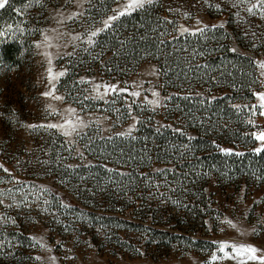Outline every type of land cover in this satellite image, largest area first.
<instances>
[{"label":"rangeland","instance_id":"obj_1","mask_svg":"<svg viewBox=\"0 0 264 264\" xmlns=\"http://www.w3.org/2000/svg\"><path fill=\"white\" fill-rule=\"evenodd\" d=\"M92 2L30 0L19 7V15L3 31V35H15L29 28L30 35L37 29L40 33L33 37V56L26 51L22 64L11 66L0 57V165L3 166L0 168V264H241V257H224L218 250L220 242L251 245L259 250L258 256L264 255V198L257 185L251 186L245 194L244 190L221 187L218 180L211 179L212 198L215 206L223 212L219 231L208 237L217 245L212 251L198 252L180 244L165 245L152 241L159 234L156 231L167 228L164 223H146L137 230H117L82 211L75 210L77 215H73L72 209L77 203L75 184L87 177V174L81 175L83 178L73 175L74 168L101 164L123 172L129 170L126 166L114 165L89 154L85 148L89 141H83L84 134L90 132L88 138L93 139L98 135L109 138L141 136L138 135V126L142 115L147 134L141 138H154L149 135L153 133L151 129L164 134L166 123V96L162 89L161 70L154 60L144 61L126 77L84 75L86 95L98 102L96 109L79 106L59 89L60 78L66 73V66L59 62V58L72 53L80 42H86L92 31L103 29L104 22L128 0H115L106 15L88 26L79 20ZM168 3L179 15V33L181 28L198 32V29L223 25L233 33L232 48L254 57L260 79L255 100L234 102L235 118L240 121L236 127L238 133L220 129L216 138L225 140L218 143L220 150L244 152L246 146L250 150L259 147L260 142L253 139V133L264 131V115H260L262 109L256 95L264 93V68L259 67L264 63V15L259 9H253L254 14L248 11L257 0H168ZM42 4L47 5L43 17ZM24 20L29 21L27 25L21 24ZM238 35L244 40L243 46L236 39ZM49 68L54 76L61 72L64 75L50 82ZM53 84V96L43 95ZM96 85L101 86L98 92ZM104 85L116 86L117 92L105 95ZM123 89L126 91H121ZM198 90L206 91L204 88ZM133 91L140 95H129ZM213 91L223 92L218 87ZM153 92L159 96H153ZM150 101H158V106ZM69 119L82 121L70 136L64 135V129L28 127L64 124ZM245 119L253 122L247 130L242 129ZM129 129H132L131 135H128ZM178 129L192 133L185 128ZM57 132L63 135L67 145ZM250 133L252 136L247 137ZM161 167L155 162L152 170ZM135 194L140 196L135 199L138 205L142 203V197L147 196L146 202L155 206L158 213L171 206L172 202L164 199L165 196H172L174 202L179 198V195L168 194L162 188L144 190L143 186H139ZM103 206L105 204L101 208ZM117 234L135 246L117 245L113 240ZM226 251L230 256L234 255L230 248ZM214 254L218 259L212 262ZM247 264L258 262L247 261Z\"/></svg>","mask_w":264,"mask_h":264},{"label":"trees","instance_id":"obj_2","mask_svg":"<svg viewBox=\"0 0 264 264\" xmlns=\"http://www.w3.org/2000/svg\"><path fill=\"white\" fill-rule=\"evenodd\" d=\"M28 1L10 0L5 9H0V33L15 21L19 7ZM114 2L93 0L79 21L88 26L96 24L111 10ZM41 10L43 17L47 5L42 4ZM28 22L24 20L21 24ZM178 24L179 15L168 0H153L152 4L115 20L110 29L95 37L94 44L82 41L72 53L59 58L66 66V73L60 78L58 87L69 100L84 108L98 107V102L86 95L84 75L126 77L148 60L159 64L166 96L164 134L153 128L149 135L154 138H141L147 134L142 115L138 126L141 136L109 138L98 135L93 139L88 138L90 132L84 134L82 139L89 141L85 145L89 154L129 170L123 172L101 164L74 168L73 175L83 178L81 175L87 174V177L75 184L77 203L72 210L74 216L77 215L75 210L82 211L117 230H137L146 223H164L167 228L156 231L160 235L154 236L152 241L180 244L198 252L212 251L217 245L208 237L219 231L223 212L212 198L211 179L218 180L221 187L244 190L245 194L251 186L257 185L264 198V152L257 154L246 146L244 152L225 154L218 147V143L225 140L216 138L220 129L238 133L236 127L240 121L235 118L234 102L241 99L253 102L260 79L254 57L233 51V33L226 27L217 25L207 27L202 34L198 31L194 35H181ZM29 33L28 28L15 35H0L3 62L15 66L22 64L26 51L33 56V37L40 30L33 35ZM236 39L244 45L239 35ZM216 87L223 92H214ZM250 127L245 119L242 129ZM178 128L192 133H183ZM57 134L67 145L63 135ZM180 135L184 138H176ZM250 136L251 133L247 134ZM155 162L163 167L152 170ZM139 186L144 190L162 188L179 198L174 202L172 196H165L164 199L172 202L171 206L161 208L163 213H158L155 206L146 202L147 196L142 197L141 204L135 202L140 197L135 194ZM102 204H105L103 208ZM82 206L89 209L82 210ZM113 240L119 246H135L119 234Z\"/></svg>","mask_w":264,"mask_h":264},{"label":"snow or ice","instance_id":"obj_3","mask_svg":"<svg viewBox=\"0 0 264 264\" xmlns=\"http://www.w3.org/2000/svg\"><path fill=\"white\" fill-rule=\"evenodd\" d=\"M205 2H207V0H205ZM153 0H128V2L121 8L118 9L116 14L109 17L108 20H106L104 22V28L103 29H97L95 31H92L90 33V35L88 36V39L86 41V43H88L89 45H92L95 43V40L93 39L94 37H97L99 35V33L101 31H105L107 29H110L112 27V21L118 20L121 16H125V15H130L132 11L139 9V8H143L145 7L146 4H152ZM10 4V0H0V9H5L6 5ZM217 8H219V5H216ZM253 9H259L261 12V15H264V0H257V3L252 4L251 7L248 8L249 13H253ZM254 14V13H253ZM187 16V14H185ZM216 27V26H213ZM219 27H223V25H219ZM206 30V28L204 29H198L199 32H201V34ZM184 33H188L190 35H194V32H190L187 28H181V35H183ZM3 33H0V35H2ZM47 39V38H46ZM73 39H80V37H74ZM235 51V50H233ZM49 63H51V61H49ZM259 67L264 68V63L259 64ZM48 79L51 82L54 79H57L59 76L64 75L63 72L56 74L55 76L52 74V69L49 68L48 69ZM101 86L100 85H96L95 86V90L98 92L99 88ZM105 89L104 94L107 95L108 92H112V93H116L117 89L116 86H108V85H104L103 86ZM121 91H126V89H123ZM55 92V85H52V88L50 91L45 92L43 95L45 96H53ZM129 95L133 96V97H138L140 95L139 92L133 91L130 92ZM153 96H159V93L157 92H153L152 93ZM257 98L260 101L259 103V108L262 109V111L260 112V115H264V93H257ZM53 98L55 99H62V97L59 96H54ZM150 103H153L155 105L158 106V101H150ZM69 111H74V110H69ZM255 110H253V115H255ZM249 123H253L251 120L249 121ZM82 125V121H76L74 122L73 120H66L64 124H47V125H28V127L30 128H57V129H64V135L65 136H70L72 135L73 132H75L77 130V128L79 126ZM131 131L132 129H129L128 135H131ZM159 131V129H158ZM135 137H133L134 139ZM253 139L256 141L260 142V146L254 149V152L259 154L264 152V131H260L258 133H253ZM222 152H224L225 154H233L231 152L230 149H221ZM235 155H242L241 153H235ZM3 166L0 165V168H2ZM5 171H7V169H5ZM13 223H15V221H12ZM229 223H231L229 221ZM234 226V225H233ZM32 239H35L34 237ZM231 249L232 253L234 255L230 256L229 253L226 251V249ZM218 250L224 254V257H228V258H236V257H241V264H247V261H257L258 264H264V255H257V252L259 251L257 248L251 246V245H235V244H230L228 242H220L218 244ZM39 259V258H37ZM218 259V257L214 254L211 257V261L214 262Z\"/></svg>","mask_w":264,"mask_h":264}]
</instances>
